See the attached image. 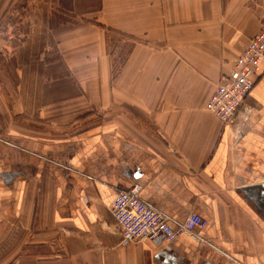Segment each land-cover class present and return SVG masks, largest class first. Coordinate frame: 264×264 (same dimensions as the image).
Segmentation results:
<instances>
[{
  "label": "crops",
  "instance_id": "0c3cea01",
  "mask_svg": "<svg viewBox=\"0 0 264 264\" xmlns=\"http://www.w3.org/2000/svg\"><path fill=\"white\" fill-rule=\"evenodd\" d=\"M16 2L0 0V25ZM98 10L131 40L112 88L97 85L99 109L112 112L64 139L0 137V249L17 240V264H264V59L231 124L206 109L260 30L264 0H103ZM134 185L175 221L196 212L208 225L124 243L112 203Z\"/></svg>",
  "mask_w": 264,
  "mask_h": 264
},
{
  "label": "rangeland",
  "instance_id": "374dc122",
  "mask_svg": "<svg viewBox=\"0 0 264 264\" xmlns=\"http://www.w3.org/2000/svg\"><path fill=\"white\" fill-rule=\"evenodd\" d=\"M101 4L103 0L16 2L0 25V137L64 139L112 112V107L99 109L97 85L106 77L112 88L131 40L103 20ZM101 32L106 51L99 44ZM101 57L106 75L97 73ZM13 241L14 248L0 249V264H17Z\"/></svg>",
  "mask_w": 264,
  "mask_h": 264
},
{
  "label": "built area",
  "instance_id": "2783aa9c",
  "mask_svg": "<svg viewBox=\"0 0 264 264\" xmlns=\"http://www.w3.org/2000/svg\"><path fill=\"white\" fill-rule=\"evenodd\" d=\"M264 59V20L257 34L250 38L247 47L232 62V68L216 86L206 103V109L224 125L231 124L248 93L262 72ZM140 186L120 191L112 203L123 242L172 241L182 233H198L208 225V219L192 212L184 221H175L145 202L139 195Z\"/></svg>",
  "mask_w": 264,
  "mask_h": 264
}]
</instances>
